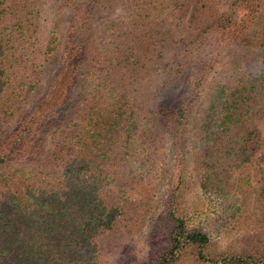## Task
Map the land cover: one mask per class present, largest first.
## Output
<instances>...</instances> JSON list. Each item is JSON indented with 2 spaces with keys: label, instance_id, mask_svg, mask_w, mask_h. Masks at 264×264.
<instances>
[{
  "label": "trees",
  "instance_id": "obj_1",
  "mask_svg": "<svg viewBox=\"0 0 264 264\" xmlns=\"http://www.w3.org/2000/svg\"><path fill=\"white\" fill-rule=\"evenodd\" d=\"M260 124L264 0H0V264H103L145 216L152 264H264ZM185 186L249 249L212 256Z\"/></svg>",
  "mask_w": 264,
  "mask_h": 264
},
{
  "label": "rangeland",
  "instance_id": "obj_2",
  "mask_svg": "<svg viewBox=\"0 0 264 264\" xmlns=\"http://www.w3.org/2000/svg\"><path fill=\"white\" fill-rule=\"evenodd\" d=\"M46 11L48 20L42 33L43 43H45L48 39L51 27L56 24L58 25L59 31L64 37L69 19L68 15L55 14L53 16L49 14L48 10ZM120 16V10L118 9L114 16H103L97 20L96 26L99 29V31L97 32L99 43H102L104 40L103 36L99 35L100 30L103 28V26L107 25L108 23L118 25V23H120L121 21ZM56 69L57 65L53 67V70L51 72L46 73V75L42 78L41 89L39 91V94L33 96L34 101L43 96L45 87L50 80L52 73ZM30 110L31 105L25 108L26 112H30ZM259 127L264 132V124H260ZM57 173L60 174V170H58ZM250 187H252L250 188V191L252 192V189L253 187H255V185L251 183ZM157 192V197L160 199L163 192V185L158 188ZM180 198L182 206L185 207V213L188 215L190 220L192 219L191 221L193 222V224L200 225L201 227L203 226L208 229V232H212L211 244L210 248L208 249L209 253L212 256L223 257L226 255L235 254L239 252L240 249L248 248L246 246V243L245 246H243V243L246 242V238L243 239L242 243L240 235L234 234L233 232H228L227 234H225L222 231L219 234L218 231L215 230L213 224H216L217 226L219 225L215 222L220 214L217 209L216 203H206L205 200L200 196V194H198L196 190L189 186H185L182 188ZM197 198H200L201 200L198 201ZM254 199V194L252 192L251 196L248 199L249 204H252L254 202ZM202 203H205V205L208 204V206L206 208H202ZM154 220V226H151L149 216H145L139 223H136V227L131 232V234H125V240H122V243L124 245L123 248L114 249L111 253L107 254L102 260L103 264H152L150 260L152 253L158 251V247L162 246L163 244L162 239L155 240L160 217H157ZM178 264L197 263H195L194 258L189 253H187Z\"/></svg>",
  "mask_w": 264,
  "mask_h": 264
}]
</instances>
